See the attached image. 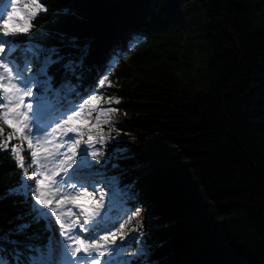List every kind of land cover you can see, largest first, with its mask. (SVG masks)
I'll use <instances>...</instances> for the list:
<instances>
[{
  "label": "trees",
  "instance_id": "trees-1",
  "mask_svg": "<svg viewBox=\"0 0 264 264\" xmlns=\"http://www.w3.org/2000/svg\"><path fill=\"white\" fill-rule=\"evenodd\" d=\"M190 1L206 13V42L214 51L207 69L209 93H198L193 101L185 88L191 82L180 84L174 76L184 44L180 10ZM40 3L47 11L33 21L32 39H16L26 41L24 47L27 42L37 49L55 47L69 57L79 52L75 73L58 64L49 68L61 79H53V87L93 86L112 68L108 94L130 113L113 127L142 136L132 150L105 147L109 161L104 166L109 170L117 163L113 173H119L122 193L137 194L160 218L183 220L144 234L150 254L133 259L134 264H264V31L254 26L264 0ZM137 40L142 43L129 50ZM114 50L125 55L112 64ZM83 62L91 64L85 67L89 72ZM22 148L30 165L29 150ZM143 163L151 170L138 171L135 166ZM22 177L10 150H0V195ZM22 201V196L0 200V232L14 229L16 217L28 211ZM42 227V222L33 224L16 238L40 244ZM28 236L39 238L28 241Z\"/></svg>",
  "mask_w": 264,
  "mask_h": 264
},
{
  "label": "snow or ice",
  "instance_id": "snow-or-ice-1",
  "mask_svg": "<svg viewBox=\"0 0 264 264\" xmlns=\"http://www.w3.org/2000/svg\"><path fill=\"white\" fill-rule=\"evenodd\" d=\"M46 11L40 0H0V121L12 130L5 137L4 128L0 127V150H10L17 168L23 173L16 185L0 195V200L22 196V202L29 204L28 211L16 217L19 223L14 229L7 233L0 232V264H134L133 258L139 262L150 254L146 242L141 240L136 251L128 252V240L136 238L123 230L132 216L120 223L119 229L112 230L118 219H114L111 213L123 195L119 179L104 178L103 172L95 171L100 161L103 160L104 165L109 161L102 149L112 139L110 133L119 135L118 130L111 126V117L118 109L97 105L120 104L121 101L115 97L102 101L99 96L90 95V99L81 105V111L75 110V104L64 107L67 94L80 99L83 97L69 84L53 87L49 68L65 59L60 50L55 47L47 50L25 48L26 41L16 39L21 35L32 39L28 34L33 30V21ZM139 43L142 41L137 40L129 50ZM124 55L123 50H114L113 61L118 62ZM78 67L79 63L71 59L64 64L70 73H75ZM111 72L112 68H108L102 74L100 87L109 82ZM108 86L113 85L109 82ZM34 88L39 91L34 92ZM68 112L75 114L68 115L66 120L60 119ZM92 113L96 114V123L85 127ZM57 119H60L59 123L55 122ZM73 121H78L80 126L73 124ZM53 124L55 127H52ZM103 125L110 126L108 133H105ZM69 133H78L80 137L86 135L87 140L74 139ZM57 136L60 137L59 142L56 141ZM13 139L21 143L11 145L9 142ZM25 142L31 154L30 165H26L23 155L22 144ZM81 143L87 147L81 148ZM96 145L101 147L96 148ZM65 148L66 151H61ZM30 167H33L31 175ZM112 167L118 165L113 164ZM95 177L101 179L95 180ZM100 185L109 189L107 203ZM89 188L99 193V199L90 205L76 204L81 196L91 197L92 193L87 191ZM61 195L66 199L59 200ZM33 199L35 203H30ZM65 205H75L80 210L78 216L74 217L70 211H66ZM49 208L50 213L45 211ZM133 215L138 217L139 210ZM52 217L59 225L62 238L56 236ZM41 222L45 224L44 231L49 233L46 244L16 238L25 236L33 224ZM38 238L28 236L27 240ZM7 245L12 246L11 250ZM125 255L127 259L122 258ZM144 264L148 262L145 260Z\"/></svg>",
  "mask_w": 264,
  "mask_h": 264
},
{
  "label": "rangeland",
  "instance_id": "rangeland-1",
  "mask_svg": "<svg viewBox=\"0 0 264 264\" xmlns=\"http://www.w3.org/2000/svg\"><path fill=\"white\" fill-rule=\"evenodd\" d=\"M16 15H19V13H17ZM179 16L182 24L184 25L185 33H184V44L180 55L181 68L175 72L174 76L180 84H185L188 81L191 82L189 85H187L188 87L185 88L189 94L191 101H193L194 96L196 94L209 93L210 87H209L207 69L209 62L214 55V51L207 46L206 38L208 32V21H207L206 13L202 9V7L196 2L190 1L181 8ZM256 16L257 18L255 19L254 26L258 30L264 31V8L258 11ZM260 24L262 25L260 26ZM31 48L36 49L34 47ZM105 88L104 89L98 88L96 93L92 95L99 96L102 101L106 100L109 97H113L108 94L109 90ZM34 92H38V90L34 88ZM88 99H90V96L88 97ZM97 106L101 108L113 107L118 109V111L115 114H113L111 117L112 127L114 126V124H117L118 122L122 121L125 117H127V112L121 109L119 104L113 103L111 105H108L106 103H99ZM86 110L87 109H85V111ZM92 115L93 117L89 119L88 125H86V127L96 123L95 120L96 114L92 113ZM60 119L66 120L67 118L60 117ZM60 119H57L55 122L59 123ZM72 123L74 124L75 122L73 121ZM0 127L4 128V135H5L7 133V130L2 121H0ZM52 127H55V124H53ZM109 127H110L109 125H103V129L105 133L109 132ZM128 134L129 133L127 132H123V133L119 132V135H117L116 132H111L110 136L112 137V139H109L107 142L109 143L114 141H123L128 146L130 145L134 146V140L136 137L135 135H128ZM83 140H87L86 135L84 138H82V141ZM95 147L100 148L101 146L96 145ZM61 151H66V148L62 149ZM157 162L158 164L162 163V161H157ZM98 165H104L103 160L100 161ZM139 168L140 170H144L146 166H140ZM95 171H100V170L98 169V167H96ZM104 178H108V177L105 176ZM33 187H34V182H33ZM104 190L107 192L105 195V201H106L109 196V189L106 187ZM121 197L122 196H120V198ZM134 197L136 199H132V200L136 201L137 204L136 209L139 210L140 215L138 217L133 215V213L136 212L135 208L133 210H129L122 206H119L122 207V214L125 215V217H122L123 219L120 221V223H124L125 221H128V217L132 216V219L128 221L123 231L127 232L129 236L136 238L133 241L137 244L138 247L140 241L141 240L144 241L143 238L144 234H146L149 230L153 228L166 225L168 224V222L165 219L158 218L153 208L149 204L141 200L140 197L138 196H134ZM120 198L119 201H117V203L120 202ZM64 199H66V197H64L63 195L59 197V200H64ZM58 202L59 201H55V203ZM47 212L50 213V208L48 209ZM194 217L195 215L190 216L191 219ZM52 218L55 219V217ZM156 218H158V220ZM119 226L120 225H117L115 226V228L117 227L116 229H119ZM133 229H137V231L134 232ZM131 241L132 239L128 240V245H131L130 244ZM134 251H136L135 248Z\"/></svg>",
  "mask_w": 264,
  "mask_h": 264
},
{
  "label": "bare ground",
  "instance_id": "bare-ground-1",
  "mask_svg": "<svg viewBox=\"0 0 264 264\" xmlns=\"http://www.w3.org/2000/svg\"><path fill=\"white\" fill-rule=\"evenodd\" d=\"M45 7V6H44ZM85 44V43H84ZM84 44H81V47H78V49L77 50H79V51H81V49H82V47H83V45ZM45 46H47V45H45ZM78 53L79 52H77V53H74V52H71V54H73V57L71 56V57H69V56H66L65 54L63 55L64 56V60L65 61H61L58 65H62V67L64 68V64L67 62V60H69V59H71V60H73V61H76V62H78L79 63V65H81V63H80V61L78 60V59H76V56L78 55ZM108 56V55H107ZM107 58V57H106ZM105 58V59H106ZM110 60V62L112 63V64H114L115 62L113 61V58H110L109 59ZM104 61V60H103ZM98 64H100V62H98ZM83 67H84V69H85V67L87 68V67H90L91 66V64H90V66H87V65H89V64H85L84 62H83ZM100 66H102L103 68H105L106 67V65H103V64H100ZM54 67V66H53ZM90 69H91V67H90ZM64 70H66L65 68H64ZM87 72H89L90 70H89V68L88 69H85ZM67 71V70H66ZM68 73H70V72H68ZM77 73V72H76ZM72 74V73H71ZM93 73H91L90 74V76L92 75ZM50 76H52V78L55 80V81H57V82H60L61 81V79L60 78H57L54 74H52V73H50L49 74ZM75 76L76 75H79V74H74ZM94 75V78L95 79H98L99 77V74L98 73H94L93 74ZM84 83V81H81V84H83ZM84 87H86V88H95V85H93V86H91L90 84H84L83 85ZM60 86H57V85H55V88H59ZM106 87V88H105ZM102 89H108V82H106L105 84H104V86L103 87H101ZM90 96V95H89ZM30 99V98H29ZM83 103V101H82V99H80V98H78V97H75V101H72V100H70V99H68V98H66V100H65V102H64V107H71L73 104H75L76 105V111H81V104ZM87 111V110H86ZM125 112H127V111H125ZM75 113L74 112H68L67 113V115H64V116H61V117H65V118H67V116L68 115H74ZM128 115H130V113L129 112H127V116ZM92 117H93V115H92ZM75 123L74 124H77V126H80L79 125V123H78V121H74ZM85 127H86V125H85ZM5 128H6V130H7V133H9V132H11L12 130L10 129V128H8L6 125H5ZM49 131H50V129H49ZM119 132V131H118ZM127 133H129V132H127ZM69 136H71L72 135V137L74 138V139H76V138H80L81 140H82V138H84L85 136H83V137H80V135L78 134V133H69L68 134ZM128 135H135V140H137L139 137H141L142 135H140V134H132V133H129ZM143 139H149V138H146V137H144L143 136ZM59 140H60V137L59 136H57L56 137V141L57 142H59ZM108 143V142H107ZM109 143H111V144H107V146H106V144L103 146V149L102 150H104V148L105 147H111V145H119V146H121V148L120 149H122L123 147H128L129 149H134V146H132V145H130V146H128V145H126V143L125 142H123V141H118V142H109ZM87 147V145H85L84 143H81V148H86ZM117 147V146H116ZM129 149H127V150H129ZM67 150V149H66ZM89 159H91L90 157H89ZM29 163H31V156H29ZM104 163V162H103ZM162 163H163V161H162ZM161 163V164H162ZM113 164H116L117 165V163H112V165ZM156 164H158V162H156ZM160 164V165H161ZM112 165H110L111 166V168L112 169H106V167L104 166V165H96V167H98V169L100 170V172H103L104 173V177L106 176V177H118L119 176V173H113L114 172V170H117L119 167H116V168H113L112 167ZM140 166H146V168L144 169V170H140ZM140 166H138V165H136L135 167H137V170L138 171H140V172H143V171H149V170H151V168L148 166V164H146V163H143V164H141ZM59 177H57V179H58ZM95 180H99V179H101V177H95L94 178ZM100 187H103V185H100ZM106 187H103V191H104V194L106 195V191L104 190ZM87 191L88 192H90V193H92V195H91V197L90 198H86V197H83V196H81L80 198H78L77 200H76V204H85V205H90L93 201H95V200H98L99 199V193H97V192H93L92 191V189L91 188H89V189H87ZM122 197L120 198V202H118V203H116V207L114 208V210H113V212L111 213V215H112V217L114 218V219H118V222H117V224L118 225H120V221L123 219L122 217H125V215L124 214H122V207H124V208H126V209H129V210H133L134 208H135V210L137 211L138 209H136L137 208V204H136V201H134V200H132V199H136L134 196H138L137 194H134V196L133 197H129V196H127L126 194H123V195H121ZM139 197V196H138ZM128 198H130V199H128ZM107 200H108V198H107ZM107 200L105 201L106 203H107ZM33 201H34V199H33ZM145 202V201H144ZM34 203H35V201H34ZM147 203V202H146ZM148 204V203H147ZM119 206H122V207H119ZM42 207V206H41ZM121 208V209H120ZM65 210L66 211H70L71 213H72V215L74 216V217H76V216H78V213H79V209L78 208H76L75 207V205H65ZM154 210V209H153ZM45 211H48V209H45ZM155 211V210H154ZM155 214H156V212H155ZM131 215V214H130ZM156 216L158 217V218H160L161 216L160 215H157L156 214ZM158 218H156L157 220H158ZM175 218V217H174ZM82 219V218H81ZM161 219H163V218H161ZM155 220V219H154ZM166 220V219H165ZM156 221V220H155ZM52 222H53V224L55 225V228H56V236L58 237V238H60V234H59V226L58 225H56L55 224V219H53L52 218ZM167 222H168V224L169 223H174V224H181V223H183V220L182 219H180V218H175V219H171V220H167ZM42 224H43V227L42 228H45V224L42 222ZM157 224V223H156ZM167 225V224H166ZM166 225H163V226H159V227H165ZM116 226V225H115ZM115 226H114V228H112V230L113 231H115V229L117 228H115ZM159 227H157V228H153V229H151V230H149L147 233L148 234H150V233H152L153 232V230L154 231H156L155 229H158ZM77 231H78V229H77ZM146 233V234H147ZM101 234H103V233H101ZM48 235H49V233L48 232H46L45 231V238H44V241L42 242V244H46L47 243V239H48ZM119 242V241H118ZM130 244L131 245H127V250H128V252H134V248H135V250H137L136 249V247H137V244L132 240L131 242H130ZM127 255H125V256H123L122 258L123 259H127V257H126ZM134 259V258H133Z\"/></svg>",
  "mask_w": 264,
  "mask_h": 264
}]
</instances>
